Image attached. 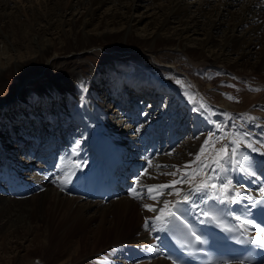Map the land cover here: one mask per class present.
I'll return each mask as SVG.
<instances>
[{"label": "bare ground", "instance_id": "1", "mask_svg": "<svg viewBox=\"0 0 264 264\" xmlns=\"http://www.w3.org/2000/svg\"><path fill=\"white\" fill-rule=\"evenodd\" d=\"M10 3L14 2L0 0V28L7 32L20 31L25 24L35 28L33 40L18 61L32 56V63L43 67H51L58 60L64 64L62 72L58 67H55L57 71H49L50 82L40 92L53 106L51 114L43 111L44 108L36 112V94L31 95L24 88L16 97L0 101V155L9 156V161L0 163V238L27 233L13 258H5L6 250L2 251L3 264H32L30 259L37 251L47 257L44 260L48 264H84L87 256L96 254L101 239L112 234L115 238L108 243L111 253L107 264H166L155 248L141 251L143 254L127 248L121 251L127 245L119 241L124 237L122 231L128 229L126 241L130 240L131 244L146 242L154 247L162 233L153 228L155 217L160 215L161 208L166 214L185 195L189 196L194 215L203 218L202 212L211 198L193 191L194 186L206 180L209 171L201 168V162L211 164L223 155L216 150L233 139L228 131L233 128L232 121L245 122L254 114L238 115L239 108L246 103L230 107L224 98L221 104L225 110L205 113L204 108H197L182 94L183 81L176 88L166 87L129 73L127 66L116 63L96 71L86 62V57L96 53L95 47L116 39L112 48L119 51L139 47L148 56L157 51L185 55L188 61L183 65L161 54L170 70L175 65L186 66L188 71L203 66L230 70L242 73L250 79L249 84L253 83V89H259L264 83V3L259 0H42L25 8L9 9ZM44 25L47 32L43 34ZM6 42L15 45L13 39ZM189 50L197 53L189 55ZM120 53L107 56L116 62L122 58ZM13 64L10 60H0V81L11 68L15 69L11 67ZM252 74L258 76L256 83L252 82ZM227 80V87L236 84ZM52 84L55 90L49 88ZM108 86L112 89L106 90ZM124 86L128 88L123 90ZM261 95L264 94H257L251 101L262 102L254 110L264 115ZM17 107L23 108L24 113L12 112ZM227 115L231 117L227 127L209 122L210 117L225 119ZM22 119L27 122L24 126L19 125ZM263 121L256 120L259 130H254L258 133L245 142L260 144L261 149L256 147L254 152L264 160L260 154L264 152ZM209 134L223 139L214 147L210 142L201 153ZM16 143L19 146L14 147ZM151 143L157 145L158 151L149 159ZM20 152L22 157L15 158L13 154ZM241 152L252 160L246 149L241 148ZM106 159L110 171L114 169L118 177L127 176L125 187H134L143 198H134L127 190L108 200L86 197L84 170L104 171ZM171 172H176V176L165 175ZM136 173L138 176L132 178ZM220 175L232 178L236 187L253 197L264 186L262 181H247V173L240 170ZM174 180L181 182L172 184ZM151 185L170 186L153 188L150 195L155 199H151L146 187ZM165 201L169 202L166 208ZM193 202L199 207H192ZM219 204L234 223L240 225L236 216L241 220L247 217L245 205ZM25 210L33 211L37 219L32 222ZM109 216H114V220ZM146 218L148 229L144 227ZM97 219L101 223L94 225ZM89 223L93 227L88 228L87 237L84 240L81 237V242L78 236ZM244 227L264 239L254 228ZM155 228H159V222ZM82 245H90V253L81 254ZM66 252L69 255L63 259ZM138 256L144 262H139Z\"/></svg>", "mask_w": 264, "mask_h": 264}, {"label": "rangeland", "instance_id": "2", "mask_svg": "<svg viewBox=\"0 0 264 264\" xmlns=\"http://www.w3.org/2000/svg\"><path fill=\"white\" fill-rule=\"evenodd\" d=\"M12 1L16 4L10 3L9 9H12L15 7L25 8L26 6L28 7L29 6L28 4H30V3H37L38 4L42 0H15V1L12 0ZM190 2H191V0H190ZM40 7H43V6H40ZM22 18H24V17H22ZM45 28H47L46 25H44V27H43V30H42L43 34L47 32V30ZM38 29H39V27H38ZM38 29L36 28V31ZM34 35H35V28L32 24L23 25V28L20 31L12 29L10 32H7V31L3 30L2 28H0V49H1L0 50V60L1 61L5 60V62H8L10 60V63L14 62V64L11 67H15V69L11 68L12 70L8 71L3 76L2 81H0V101L5 100V99L9 100V99L16 97L18 95V93L20 92L21 88H24L27 92H29V94H31V95L36 94V105H37L36 112H41L44 108L43 111H47L51 114L53 112V106L51 104H48V101H46L44 99V97L41 96L40 92H41V89L43 87H45V85L47 86V84H49V82H50L49 80L51 78L49 76V71L52 69L57 71L59 69L62 72L64 61L58 60L55 64H52L51 67L50 66L43 67L39 64L32 63L33 60L30 58L32 56H30V57L28 56V57H25L21 62H19L18 61L19 56L26 49L27 44L33 40ZM11 39H13V41H14V44H15L14 46L13 45L9 46V44L6 42V41L11 40ZM116 41H117L116 39H113V40L109 41L110 43L108 45H99V46L95 47L96 53L87 56L86 62L91 64L92 68L95 69L96 71H101V69L103 70L106 66H109L110 64H113V63H116L117 66H120L123 64L129 68L128 69L129 73L140 75L141 77H143L149 81L153 80V81L160 82L161 85L164 84L166 87L172 86L173 88H176L175 86L178 85V82L183 81L184 82L183 88L180 89L182 94L187 95L188 100L190 99L189 101L194 103V105H196L197 108H199V109L204 108V110H210L212 112L219 111V110L223 111V110H225L223 108V106L225 107V105H223L221 103H222L223 98H224L226 101L230 102L229 103L230 107L231 106L233 107L234 105H236V106L237 105H244L246 103V105H244V107L242 106L241 108H239L240 109L239 111L237 110L238 111L237 113H239L238 115L244 116V115L248 114V115L252 116V114H254L252 116V118L253 117L254 118L259 117V119H261L260 122L263 121L262 119H263L264 115L261 114V112L259 110H254V109H256V107L262 106L261 105L262 102H259L260 100H256V101H251V100H253V98H255L256 95L259 93L264 94V92L262 91V89L264 88V83L262 84L263 85L262 88H261V86L259 87V89H261V90L256 91L255 89L252 88L254 86L253 83L252 84L248 83L250 81V79H246L242 73H235V72L233 73V71L225 70V69L218 70V68H211L209 66H203L201 68L195 69V71H194V69H193V71H188L185 69L186 66L185 67L184 66L177 67L175 65L176 63L174 62V64L172 66L174 67V65H175L176 68L174 70H170L171 67L166 66L169 64L162 61V55L163 56L169 55V57L174 58L176 60V62H180V64H183V65H184V62L187 63V61H188V59H186L185 55L175 54V53H171L169 51H157L156 53H153L152 55L148 56V55L142 54L139 51V49H140L139 47H136V48L130 49V50H126V51H119V49H117V48H112V47H114V43ZM257 49L258 50L260 49L259 46L257 47ZM119 52H121L120 54H121L122 58L121 59L118 58L116 60V62H115V59L113 61L112 58H109L110 56H107V54H117ZM188 53H189V55H195L197 52L194 50H189ZM24 55H26V54H24ZM7 59H9V60H7ZM174 59H172V61ZM55 67H58V69ZM186 68L188 69V67H186ZM15 70H17L19 72V75H18V72ZM257 77L258 76H255V74H254L252 82L256 83L257 79H258ZM227 79L233 80L234 82H236L237 85L236 84L234 85V83H231V86L227 87L226 86V82L228 81ZM54 86H55V84L54 85L52 84L51 86H49V88H52L53 90H55ZM244 88L245 89L247 88L246 91ZM111 89H112L111 87L108 89L106 88V90H111ZM125 89H127L126 86H125ZM248 90H249V92H248ZM245 94H247V95H245ZM248 95H250V97L252 96V98H249ZM219 96H220V98H219ZM263 96L264 95H261L259 97V99H261ZM229 97H232V99H229ZM233 102H234V104H233ZM241 102H242V104H241ZM205 103H207L208 106H206V107L204 106L203 108H201L200 105L201 104L205 105ZM246 106H248V107H246ZM47 107H48V109H47ZM11 110H12V112H15V114H23L24 113L23 108L19 109L17 107V110H14V109H11ZM37 110H39V111H37ZM205 113L210 114V112H205ZM12 114H14V113H12ZM255 115H256V117H255ZM229 116L230 115H227L225 119H219V118L212 119L211 122H213L214 124L224 125L221 123L226 124L227 121H230L231 117H229ZM239 119H242V118L239 117ZM21 122L23 123V124L22 123L19 124L21 126H24V124L27 123L25 119H22ZM227 123H229V122H227ZM234 123H240V122L239 121H237V122L232 121L233 128L230 129V132L233 131V134L247 133L248 135L246 138L248 139L250 137V139H251V138H253V136L256 133H258L256 130H254V128H257L259 130V128H258L259 126L256 124V121L252 120L251 118H248V120H246L245 122H242L241 124H234ZM260 128L262 129V127H260ZM34 130L38 131L37 129H34ZM230 137H233V136L230 134ZM253 144L254 145L257 144V146H260V144H258L256 142H254ZM242 145H244V144H242ZM15 146H19L18 143H16L14 145V147ZM242 147L245 148V146H241V148ZM258 149H261V148H258ZM22 151H23V149H22ZM13 155H15L16 156L15 158H18V159H20L22 157L21 152L19 154L14 153ZM1 157H0V160H1L0 163L3 160H5L6 162L9 161L8 155L6 156V158H5V156L3 158H1ZM263 170H264V165L261 167L260 171H263ZM133 189H134V187H133ZM238 209H241V208H238ZM25 212L27 213L26 215L29 217L28 219L32 220V222L34 220H36L38 217V215L33 213V211L25 210ZM109 219L114 220V216H109ZM100 221H101V219H97V221L94 223V225L98 224ZM91 227H93V226H91V223H89L87 225V227L83 228L84 233L80 234L79 236H78V234H76V237L78 236L80 238V241H81V237H82V239L86 238L87 235L85 236V234L88 233V230L91 229ZM86 231H87V233H86ZM128 234H129L128 229H125L124 231H122L121 236L123 235L124 237H121L119 241H121V242L123 241L124 243L129 244L130 240L126 241V239L129 237ZM25 235H27V233L23 232L17 236L9 235V236L0 238V264H3V262L5 261L4 258H1L2 251L6 250L5 258H8L10 256L13 258L12 255L17 251L16 248L23 241V237ZM114 238L115 237L112 234V235H109V237L108 236L105 237L103 239V241L101 239V242L97 246L98 248L96 247V250H97L96 254L87 256L88 259L86 260L85 263H87V264H90V263H92V264H107L109 262L108 260L110 259L109 258L110 254H108V253H111V250H110L111 245H109L108 243L112 242L114 240ZM92 242H93V244H95L96 241H92ZM32 243H34V240H32ZM108 245H109V247H108ZM82 248L84 250L81 249V251H82L81 254H85L86 252L90 253V251L92 250L90 245H86V246L82 245ZM123 250L125 251L126 249L122 248L121 251H123ZM130 250L131 249H128L127 251H130ZM150 250H152V249H150ZM45 253L48 254L50 252L45 251ZM88 253H86V254H88ZM141 253L143 254L144 252H140L138 254H141ZM68 255L69 254L67 252L64 253V255H62L63 259H66V257ZM108 255H109V257H108ZM39 256H41V257H39ZM95 256H97V257H95ZM99 256L100 257L102 256V257L100 258ZM146 256L147 255L144 256L145 259H146ZM46 258H47L46 256L41 255V252L37 251L35 257H31L30 260H31L32 264H48L46 262V260H44ZM89 258H91V260ZM144 258L142 256H140L139 259H141V260H139V262H144V260H145ZM1 260H3V261H1Z\"/></svg>", "mask_w": 264, "mask_h": 264}, {"label": "snow or ice", "instance_id": "3", "mask_svg": "<svg viewBox=\"0 0 264 264\" xmlns=\"http://www.w3.org/2000/svg\"><path fill=\"white\" fill-rule=\"evenodd\" d=\"M256 91H259V89H255ZM229 99H232V97H229ZM201 108L204 107L203 104L200 105ZM247 133L243 134H233L234 138L231 139L228 143L223 144L219 149L216 151L218 153H223V155L219 156L217 159H214L211 164H205L204 162H201V168H208L207 178L204 182H202L199 185L194 186L193 191L195 193H203L205 196L217 200L221 204H239L242 200H249L254 201L256 198L249 195L246 191H242L240 188L236 187L234 185V181L230 177L221 176L220 173H229L232 171L240 170L243 172L248 173L249 175L256 177V171L254 169V165L251 162L250 157L241 152V144H244V146L248 149H251L252 151H257V148L254 147L253 143L251 141H246ZM223 139V137H215L214 134H209V138L205 140L204 145L201 146L200 152H205L206 148L209 146L210 142L212 143V146L214 147L215 143H219ZM77 142V146H78ZM75 152V148L72 150ZM261 155H264V152L260 153ZM196 160H200V156L197 155ZM214 165V167H213ZM157 167H160L157 165ZM166 167V166H165ZM175 167V166H172ZM176 172L171 173H165V175H172L176 176ZM184 177H181V180H183ZM211 181H218V183H213ZM181 181H172V184L179 183ZM170 185H151L146 186L147 192L149 194V198L155 199L154 196H151V192L153 188H165L169 187ZM134 194V198L140 199L143 198L139 193H136L135 189L132 190ZM260 193L264 194V186H261L259 188ZM219 193V194H218ZM177 194H179V190L177 189ZM183 201L185 203L189 202V196L185 195L183 197ZM179 201L172 205L173 210H169L165 214V209H160V215L155 217L153 221V228L156 231H164L167 229L168 223L172 221H180L181 216L184 215V210L179 207ZM169 202L165 201L164 205L165 208L168 206ZM259 205H264V195L260 197ZM257 206V205H250V207ZM144 207L148 208L150 211L154 210L151 208V206L144 205ZM192 207H199L195 202L192 203ZM264 210V209H262ZM179 213V214H178ZM202 215L206 218L210 219H216V217H209L208 212H202ZM236 220L240 221V227L248 226L255 229L256 232H259L264 236V227L257 226L253 220L251 219H244L241 220L240 216L235 217ZM156 222H159V228H155ZM144 227L146 229L149 228V220L146 218ZM185 227L188 228L189 233L194 237L195 241L203 244L205 243L204 240L201 239L200 235H197V233L193 230V228L185 223ZM231 230V229H229ZM246 231V227L244 228ZM250 242L259 244L260 246L264 247V239H257L256 237H250ZM173 264H176L175 261H173Z\"/></svg>", "mask_w": 264, "mask_h": 264}]
</instances>
